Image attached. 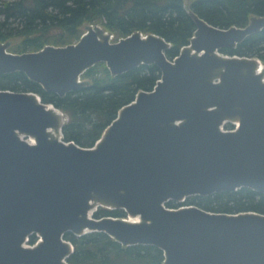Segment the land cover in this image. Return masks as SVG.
<instances>
[{
  "label": "water",
  "instance_id": "water-1",
  "mask_svg": "<svg viewBox=\"0 0 264 264\" xmlns=\"http://www.w3.org/2000/svg\"><path fill=\"white\" fill-rule=\"evenodd\" d=\"M187 12L196 30L172 60L162 36L113 41L92 24L67 45L13 53L0 43V73L24 72L60 96L85 86L81 75L98 62L112 75L142 64L161 70L91 147L65 141V114L37 93L0 90V264H67L65 233L93 231L155 245L163 264H264V214L166 206L241 187L264 194L263 63L220 52L261 31L264 16L223 28ZM96 206L128 217L89 216ZM32 234L38 241L28 246Z\"/></svg>",
  "mask_w": 264,
  "mask_h": 264
},
{
  "label": "trees",
  "instance_id": "trees-1",
  "mask_svg": "<svg viewBox=\"0 0 264 264\" xmlns=\"http://www.w3.org/2000/svg\"><path fill=\"white\" fill-rule=\"evenodd\" d=\"M184 0H0V43L20 41L8 48L13 53L36 51L46 44L75 43L90 24L100 25L113 41L135 31L154 33L171 43L166 51L170 60L189 45L196 30ZM189 9L217 27L245 26L251 17L264 16V0H191ZM227 55L256 57L264 64V28L249 35L235 47H222ZM161 77L156 64H142L119 75H112L106 63L98 62L82 75L87 84L63 96L46 91L24 72L0 73V90L35 92L45 103L59 108L67 120L62 128L65 141L93 146L124 105L138 91H151ZM225 129L233 128L226 123ZM181 205H197L214 212L254 211L264 214V194L249 187L194 195ZM126 217L121 209L99 208L95 217ZM73 245L67 264H163L164 252L155 245L124 246L105 232L93 231L77 236L66 232ZM37 236H29L34 244Z\"/></svg>",
  "mask_w": 264,
  "mask_h": 264
},
{
  "label": "rangeland",
  "instance_id": "rangeland-1",
  "mask_svg": "<svg viewBox=\"0 0 264 264\" xmlns=\"http://www.w3.org/2000/svg\"><path fill=\"white\" fill-rule=\"evenodd\" d=\"M185 2V8H187V9H189V4H190V2H191V0H184ZM103 27V26H102ZM105 29V28H104ZM110 33V32H109ZM111 35H113V34H111ZM112 40H113V38H112ZM20 41V39L19 38H13V39H10V40H8V41H6L7 43H9V47H11L12 45H14V44H16V43H18ZM222 53V52H221ZM223 54V53H222ZM264 65V64H263ZM65 117H66V120H67V115H65ZM174 204H176V203H178L177 201H172ZM183 202H184V200H183ZM167 206V205H166ZM99 208H107V207H103V206H96L95 207V210H94V212L95 211H97ZM107 209H109V208H107ZM94 212H93V214H94ZM92 215V214H91ZM128 217V215L126 214V218Z\"/></svg>",
  "mask_w": 264,
  "mask_h": 264
},
{
  "label": "bare ground",
  "instance_id": "bare-ground-1",
  "mask_svg": "<svg viewBox=\"0 0 264 264\" xmlns=\"http://www.w3.org/2000/svg\"><path fill=\"white\" fill-rule=\"evenodd\" d=\"M262 71H264V65H261V64H259L258 65V67H257V72H262ZM32 141V140H31ZM94 210H95V207L94 208H92L90 211H89V216H91V214L94 212ZM130 221H133V222H136V221H138L139 220V217H135V216H129V218H128Z\"/></svg>",
  "mask_w": 264,
  "mask_h": 264
},
{
  "label": "built area",
  "instance_id": "built-area-1",
  "mask_svg": "<svg viewBox=\"0 0 264 264\" xmlns=\"http://www.w3.org/2000/svg\"><path fill=\"white\" fill-rule=\"evenodd\" d=\"M234 127H236V124H234ZM232 129H234V128H231V129H228V130H232ZM183 202V201H182Z\"/></svg>",
  "mask_w": 264,
  "mask_h": 264
},
{
  "label": "flooded vegetation",
  "instance_id": "flooded-vegetation-1",
  "mask_svg": "<svg viewBox=\"0 0 264 264\" xmlns=\"http://www.w3.org/2000/svg\"><path fill=\"white\" fill-rule=\"evenodd\" d=\"M35 243H36V242H35ZM32 245H34V244H32ZM32 245H31V246H32Z\"/></svg>",
  "mask_w": 264,
  "mask_h": 264
}]
</instances>
